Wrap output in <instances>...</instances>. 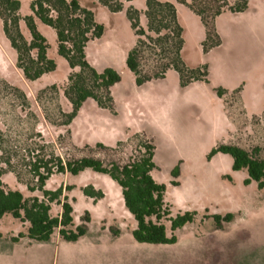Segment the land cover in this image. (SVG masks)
<instances>
[{
	"label": "rangeland",
	"instance_id": "374dc122",
	"mask_svg": "<svg viewBox=\"0 0 264 264\" xmlns=\"http://www.w3.org/2000/svg\"><path fill=\"white\" fill-rule=\"evenodd\" d=\"M18 1L21 16L31 15L34 0ZM77 1L92 10L105 29L100 41L88 45L87 62L99 73L113 69L121 76V82L111 89L113 111L89 101L69 128L52 127L45 117L59 121L58 103L64 112L72 111L62 91L59 102L51 92L38 98V93L48 87L64 86L70 74L66 61L58 55L56 34L39 25L57 71L29 84L16 69V52L5 37L0 20V80L29 98V105L20 113L21 101L2 93L0 119L24 133L37 127L61 157L95 158L105 165L124 164L133 154L138 156L136 136L151 141L156 146L155 161L160 169L152 176L165 185V201L172 213L163 224L167 236L174 234L177 243H137L133 238L135 220L125 207L120 186L109 176L86 170L78 176L55 175L46 185L48 191H57L63 185L70 187L66 193L74 209L70 230L77 232L86 227V235L76 243L60 240L58 234L50 242L32 245L27 237L21 238L22 247L0 264H264V190L256 182L245 184L249 175L247 171H233L231 156H210L219 146L236 145L249 152L259 148L260 158L264 159V0H251L245 13L220 15L214 29L222 44L207 54L203 48L207 31L188 5L177 0H158L177 9L184 29L186 65L209 68V83H193L187 88L181 87L174 70L163 80L138 86L127 68V57L137 38L126 10L132 6L143 14L147 0L125 4V10L116 14L93 0ZM186 2L189 4L190 0ZM140 25L146 28L144 16ZM21 27L29 38L24 25ZM219 89L227 94L219 97ZM15 113L22 120L11 121ZM98 144L113 150L99 148ZM119 144L123 145L118 147ZM176 166L179 176L173 178ZM3 182L25 198L39 195L31 194L12 174L5 175ZM86 188L101 192L103 198L96 201L87 197ZM60 213L61 208L54 205L52 214ZM186 214H193V221L173 233L172 221ZM228 215L234 217L230 223L225 221ZM28 229L27 224L5 216L0 221V248L14 246L13 239L26 236Z\"/></svg>",
	"mask_w": 264,
	"mask_h": 264
},
{
	"label": "trees",
	"instance_id": "16d2710c",
	"mask_svg": "<svg viewBox=\"0 0 264 264\" xmlns=\"http://www.w3.org/2000/svg\"><path fill=\"white\" fill-rule=\"evenodd\" d=\"M93 1L116 14L123 12L125 4H131L134 0ZM177 1L188 5L205 27L207 38L203 48L207 54L222 44L214 29L215 20L226 12L245 13L251 0H190L189 4L186 0ZM30 8L32 14L22 17L21 3L18 0H0L2 30L16 52L17 71L29 84L57 71V64L49 56L50 46L38 30L39 24L55 32L58 55L66 61L70 69L64 86L48 87L38 93V98L51 92L59 102L62 91L72 111L64 112L58 103L59 121L52 122L46 117L45 120L52 127L69 128L81 108L89 101H95L101 109L113 111L111 89L121 82V76L113 69L99 73L90 66L86 57L88 45L102 39L105 32L104 27L96 21L94 12L82 7L77 0H34ZM126 16L137 38L126 65L138 86L163 80L171 70L179 75L182 88L193 83H209L208 66L190 68L183 60L184 29L173 4L147 0L143 14L130 6L126 10ZM142 16L146 20L145 29L140 25ZM22 25L29 38L23 34ZM2 93H7L6 98L10 96L21 101L20 113L29 105V98L24 92L0 80V97ZM217 93L219 97H223L227 91L219 89ZM32 117L38 119L35 113H32ZM22 118L15 113L13 119H10L13 121ZM36 123L38 126L39 122ZM36 128L33 132L24 133L0 119V221L11 215L29 226L28 234L13 239L15 243L25 237L35 243H47L56 234L65 242L76 243L86 235V227L79 228L77 232L70 230L74 213L73 204L66 195L70 187L63 185L57 191L46 190V185L53 176H78L86 170L109 176L120 186L125 207L135 220L133 238L137 243L155 246H171L177 243L174 234L167 236L163 224L164 220H170L172 213L165 201V185L157 183L152 176L153 172L160 169L155 161L156 146L151 141L143 140L141 135L136 136L134 139L139 140L136 149L138 156L133 154L124 164L105 165L95 158L77 159L68 155H57ZM122 145L119 144L118 147ZM97 147L113 150L102 144ZM260 152L259 148L249 152L236 145H222L210 156L219 153L231 156L234 172L247 171L249 179L245 184L256 182L259 189L264 190V159L260 158ZM7 174L14 175L31 194L39 195L25 198L20 192L11 190L3 182V177ZM171 175L173 178L179 176V166L175 167ZM173 185L177 186L178 183L173 182ZM84 194L96 201L104 196L93 188H86ZM54 205L61 208L60 215L52 214ZM233 218V215H228L225 221L230 223ZM193 219V214L179 216L172 221V232L183 228ZM216 220L221 222L219 217ZM86 222H89L88 216Z\"/></svg>",
	"mask_w": 264,
	"mask_h": 264
},
{
	"label": "crops",
	"instance_id": "0c3cea01",
	"mask_svg": "<svg viewBox=\"0 0 264 264\" xmlns=\"http://www.w3.org/2000/svg\"><path fill=\"white\" fill-rule=\"evenodd\" d=\"M41 25V24H39ZM39 25H38V28H39ZM43 26V25H41ZM48 28V27H47ZM101 40V39H100ZM100 40H96V41H100ZM95 42V41H93ZM92 43V42H91ZM19 73V72H18ZM21 76V75H20ZM26 82V81H25ZM59 237V236H58ZM60 239V238H59ZM61 240V239H60ZM29 245H32L34 242H32L31 240L28 241ZM30 242V243H29ZM22 247V245H20V242H17L16 244H14V246L12 247H8L7 249H1L0 248V261L1 260H4V258H10L11 255L15 254L17 252L18 249H20ZM27 248V247H25Z\"/></svg>",
	"mask_w": 264,
	"mask_h": 264
}]
</instances>
